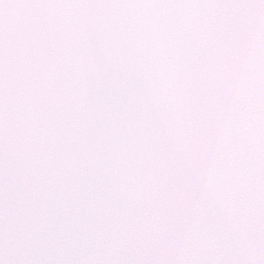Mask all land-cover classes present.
Listing matches in <instances>:
<instances>
[{"label":"snow or ice","instance_id":"6c2138e0","mask_svg":"<svg viewBox=\"0 0 264 264\" xmlns=\"http://www.w3.org/2000/svg\"><path fill=\"white\" fill-rule=\"evenodd\" d=\"M0 264H264V0H0Z\"/></svg>","mask_w":264,"mask_h":264}]
</instances>
